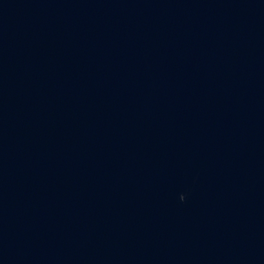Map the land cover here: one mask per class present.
I'll list each match as a JSON object with an SVG mask.
<instances>
[{"label": "water", "instance_id": "water-1", "mask_svg": "<svg viewBox=\"0 0 264 264\" xmlns=\"http://www.w3.org/2000/svg\"><path fill=\"white\" fill-rule=\"evenodd\" d=\"M0 264H264V0H0Z\"/></svg>", "mask_w": 264, "mask_h": 264}]
</instances>
